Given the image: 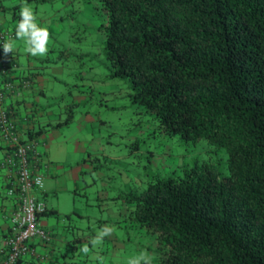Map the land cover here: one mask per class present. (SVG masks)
I'll return each mask as SVG.
<instances>
[{"label": "trees", "instance_id": "obj_1", "mask_svg": "<svg viewBox=\"0 0 264 264\" xmlns=\"http://www.w3.org/2000/svg\"><path fill=\"white\" fill-rule=\"evenodd\" d=\"M94 4L101 52L110 75L127 80L131 101L158 129L182 141L202 138L226 154L225 174L194 161L124 195L129 219L153 236L155 264H264V0ZM0 63H15L2 47ZM7 83L12 89L9 69L0 74L1 99ZM73 107L63 119L19 130L4 105L25 140L71 123ZM73 240L61 264L83 263L80 238Z\"/></svg>", "mask_w": 264, "mask_h": 264}, {"label": "rangeland", "instance_id": "obj_2", "mask_svg": "<svg viewBox=\"0 0 264 264\" xmlns=\"http://www.w3.org/2000/svg\"><path fill=\"white\" fill-rule=\"evenodd\" d=\"M0 2L9 7L15 5V10L20 11L25 0ZM27 3L36 22L49 32L47 54L37 56L36 62L37 72L45 79V97L40 103L53 113V122L58 115L63 119L67 106L74 105L71 123L57 132L88 145V157L92 159L88 172L81 176L77 194L71 195L74 214L51 219L69 226L67 235L80 238L79 248L95 236L97 229L104 225L113 227V233L102 245L94 249L89 245L87 255L79 252L82 264H126L141 249L152 254L155 264L153 236L129 219L124 195L138 193L155 176L177 174L180 167L194 161L210 162L219 174H225L226 154L202 138L182 141L177 135L158 129L152 114L131 101L127 80L110 75L101 52L103 34L97 29L94 0ZM12 10L9 8L5 15L13 24L16 18L13 20ZM42 119L47 120L45 116ZM66 184L71 187L70 181ZM63 198L68 207V192Z\"/></svg>", "mask_w": 264, "mask_h": 264}, {"label": "crops", "instance_id": "obj_3", "mask_svg": "<svg viewBox=\"0 0 264 264\" xmlns=\"http://www.w3.org/2000/svg\"><path fill=\"white\" fill-rule=\"evenodd\" d=\"M4 8L9 6H4L0 2V27L14 32L11 36V39L15 41L14 49L6 57L11 56L15 63L11 66L8 64L7 70L9 69L13 88L4 90L2 104L10 108L12 117L19 124V130L52 123L50 117L53 113L47 112L48 110L40 103V99L45 97L43 92L45 79L44 75L36 70L38 68L36 62L39 58L25 51L23 40L15 39L18 21L13 16V20L16 21L13 24L9 23L3 11ZM43 116L47 118L46 121H43ZM57 120H60L59 115L55 121ZM58 128L60 127L47 128L34 140L37 151L36 167L43 177L42 187L35 190L34 194L42 201L45 210H56L57 215H39L38 223L45 237L34 238L31 242L32 253L19 260L17 264H61L75 245L73 238L68 237L69 226L64 227L53 222L51 218L74 214L71 195L77 194L82 172L86 173L90 168L88 156L83 159L90 147L72 135L67 138L57 132ZM5 152L4 143L0 141V161ZM68 181L71 182V187L67 186ZM13 182L11 177L5 176L0 166V258L3 255L2 238L7 233L9 216L17 203L15 194L7 193V189L13 185ZM65 192L69 195L68 207L63 198Z\"/></svg>", "mask_w": 264, "mask_h": 264}, {"label": "built area", "instance_id": "obj_4", "mask_svg": "<svg viewBox=\"0 0 264 264\" xmlns=\"http://www.w3.org/2000/svg\"><path fill=\"white\" fill-rule=\"evenodd\" d=\"M11 36V32L0 29V42ZM5 69L6 66L0 63V74ZM11 86L5 84L8 89ZM14 126L13 120L5 113L0 94V140L7 147L0 166L5 176L14 181L7 193L15 194L17 199L9 216L7 234L2 238L0 264H17V260L32 253L30 243L34 238L45 237L38 223V214L44 210V204L34 194L43 183L42 174L36 167V142L22 139Z\"/></svg>", "mask_w": 264, "mask_h": 264}, {"label": "clouds", "instance_id": "obj_5", "mask_svg": "<svg viewBox=\"0 0 264 264\" xmlns=\"http://www.w3.org/2000/svg\"><path fill=\"white\" fill-rule=\"evenodd\" d=\"M20 20L17 24L15 39L23 40L25 42V51L32 56H44L47 54V43L49 39V32L46 27H41L36 22V15L34 14L31 6L25 0V3L21 6ZM15 41L11 38L0 42V47L3 49L5 56L11 54L14 49ZM114 229L109 225L96 230L95 236L91 237L88 242L84 243L79 251L87 255L91 248H97L102 245L106 237L111 236ZM101 261L103 258H100ZM153 256L145 249H141L136 255L129 257L126 264H152Z\"/></svg>", "mask_w": 264, "mask_h": 264}]
</instances>
